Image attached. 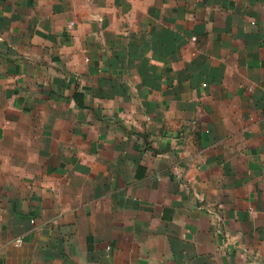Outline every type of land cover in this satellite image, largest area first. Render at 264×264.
<instances>
[{
	"label": "crops",
	"instance_id": "0c3cea01",
	"mask_svg": "<svg viewBox=\"0 0 264 264\" xmlns=\"http://www.w3.org/2000/svg\"><path fill=\"white\" fill-rule=\"evenodd\" d=\"M0 264H264V0H0Z\"/></svg>",
	"mask_w": 264,
	"mask_h": 264
},
{
	"label": "built area",
	"instance_id": "2783aa9c",
	"mask_svg": "<svg viewBox=\"0 0 264 264\" xmlns=\"http://www.w3.org/2000/svg\"><path fill=\"white\" fill-rule=\"evenodd\" d=\"M17 244H19V245H20V244H21V240H18V241H17Z\"/></svg>",
	"mask_w": 264,
	"mask_h": 264
}]
</instances>
